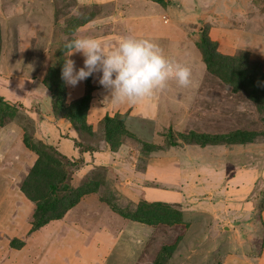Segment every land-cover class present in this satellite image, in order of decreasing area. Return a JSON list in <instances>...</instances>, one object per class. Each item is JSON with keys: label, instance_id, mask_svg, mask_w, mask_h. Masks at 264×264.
I'll list each match as a JSON object with an SVG mask.
<instances>
[{"label": "rangeland", "instance_id": "obj_1", "mask_svg": "<svg viewBox=\"0 0 264 264\" xmlns=\"http://www.w3.org/2000/svg\"><path fill=\"white\" fill-rule=\"evenodd\" d=\"M174 1L175 3L172 6L176 8L177 13H180H178L177 18L168 15L167 17L174 26L176 23L179 25L181 23H191L192 31L189 35L187 34V37H189L187 41L181 39L175 41V45L169 48V52L173 53L177 50L179 53L176 54L177 56L180 54L187 56L190 53L187 60L190 57L196 59V62H192V65L195 66V74L202 73L204 69L195 42L200 40L203 31H207V29L211 40L217 41L220 48L218 49L219 52H221L220 50L228 52L229 45H232L234 50L237 49L226 55H234L239 50H246L249 52V60L260 63L261 70L264 73V0ZM106 9L108 8L89 2L80 3L79 0H0V58L4 52L5 71L8 69L17 77L23 75V77L30 78L34 74V78L39 76V78H43L50 68L58 66V62L61 61L60 58H64L65 50L63 49L69 40L76 37L97 39L95 38L98 37L97 34H92L91 31H89L90 33L81 31V22H84L85 14L104 17L108 12ZM210 29L211 31L212 29L213 31L216 30V32L212 35ZM81 57L77 68L83 66L84 57ZM170 59L175 60L174 56H171ZM177 62H181V60ZM208 74L210 80L207 91L218 92L221 95L220 101L226 100L228 103L221 117L217 116L218 113L214 115L213 123L215 125L223 123L222 127L225 128L220 132L227 134L233 131L232 128H235L236 124L231 123L234 119L243 128L238 130L254 131L259 134L253 143L242 144L241 146L239 144L236 146L207 145L201 148L198 145L181 147L183 143L178 141V146L165 148L163 152L160 151L162 153L153 155L152 153H143L141 146L128 140V146L131 147L130 167L133 168V171L134 169L136 171L133 176L129 171L117 175L111 171L110 167L90 163L88 154L91 153L89 152L91 150L87 148H93V152H97L102 148L101 142H104L103 127L100 124L92 135H86L78 132L71 123L75 136L69 137V133H67L66 137L73 143L76 153L78 152L75 157L66 155L68 152L63 153L60 147L61 152L57 150L58 147L50 145L57 150L60 156H66V159L63 160L55 155L67 172L66 182L73 187L86 183H97L99 192L91 193V195L98 197L105 189L109 190L116 197L115 203L123 209L133 211L141 201L154 202L148 201L146 197L151 196L146 193L155 194L159 189H162L163 192H167L165 189H174V192L181 190L179 187L161 186L160 183L155 181L158 176L157 174H155L156 176L153 175L155 169H151L150 162L158 157H160L159 160H164H161V164H157L158 166L172 169L175 162H177L180 172L182 171L183 177H185V183L189 185V188L185 189L188 193L186 199L189 201V206H186L188 203L186 205L183 203L182 206L181 204L171 205L173 207L171 209L181 212L180 223H175L176 226L174 227H171L173 225L163 224L147 226L128 220L129 222L125 227L127 233L122 236L129 235V243L124 245L121 252L124 237H120L119 242L117 241L115 244V249L109 253L110 256L105 264H153L155 259H157L156 261L161 259L162 262L164 257H159L162 248L166 246H173V249L170 258L166 259L164 264H219L218 258H221L223 254L226 255L236 250L238 254L244 252L249 255L253 251H259L263 246L264 223L261 219V212L264 209V179L257 177L255 181L252 192L258 195L254 197L256 201L254 202L253 211L247 212V218L240 220L238 224H241V226L237 227V234L234 232H226L225 234L224 231H220L214 235L211 232L212 229H210L215 221L212 218L213 212L209 208L206 209V206L210 204L207 189L212 187V182L199 184L200 181L197 180V177L203 180L218 181L219 172L230 170L229 168L233 170L240 167L264 169V98H259L257 109L256 104L250 101L242 90L233 92L230 86L224 84L209 72ZM171 82H174V80L168 81V83ZM79 85L80 83L76 86ZM81 88L83 89V87ZM194 90L206 91L204 85H200ZM0 98L3 99V97ZM36 100L39 109L36 110L37 115L44 117L50 111L49 104L51 101L50 95L43 85L39 88ZM211 102L213 101L211 100ZM213 110L217 111L219 108H211L208 111L213 112ZM33 111L34 108L32 107L26 109L20 104H9V101L4 99L0 101V126L7 134L3 139H0V157L2 159L6 157L4 166L9 167V171L13 173L18 171V167H25L19 161L18 163L15 161L13 152L10 156H6L7 149L13 146L12 142L17 139L16 133L12 131L15 128L14 126H17L18 130L20 129L22 136L24 132H27L34 142L40 141L44 145H49V141L46 140L45 143L36 137V126L33 119L28 115L29 112L34 113ZM53 115L58 116L54 113ZM127 128L142 138L143 142L160 146L166 144V134L168 132L163 131L165 133H163V138L161 135L153 134L152 126H144L143 123H138L133 118L130 120L128 118ZM206 128L203 127V129ZM176 134L173 133V137L178 139ZM16 142L18 145L19 141ZM105 146L107 147V144ZM17 148L19 147L17 146ZM67 149L71 150L69 144ZM13 150L17 152L14 147ZM10 166L13 169H10ZM152 166L155 168L156 165ZM2 171L6 170L0 166V172ZM13 175V178L11 177L12 182H18L20 178L17 174ZM196 175L195 182L202 186L206 192L201 191L199 193L197 188L193 189L195 186L192 184V177ZM220 179V182H224L223 178ZM113 183L119 188L124 187L125 184L128 186L126 192H124L126 194L122 193L118 201L115 193L118 189ZM137 187L138 189H136ZM195 191L196 196H194ZM111 194H107L105 197L109 198ZM248 199L250 200V197ZM23 202L30 203L26 199ZM107 208L112 212L109 206ZM90 210L93 211L91 208ZM100 212L102 213V211ZM247 213L244 212V215ZM73 214H82L74 216L73 219L109 218V215H105L106 213H102L104 216H94L93 213L84 214L83 208L70 213V215ZM111 216L124 219L116 213ZM70 219L72 218L70 217ZM248 219L251 221L249 222ZM107 220L109 222L106 226L109 228L116 226L117 223H113V220ZM218 239L223 243L219 242Z\"/></svg>", "mask_w": 264, "mask_h": 264}, {"label": "crops", "instance_id": "obj_2", "mask_svg": "<svg viewBox=\"0 0 264 264\" xmlns=\"http://www.w3.org/2000/svg\"><path fill=\"white\" fill-rule=\"evenodd\" d=\"M79 1L80 3L89 2L108 8L106 9L108 10L106 12L107 15L104 17H94L95 15L93 14L89 22L81 26V31L88 33L91 31L92 34H97L98 37L95 38L101 43L105 51L115 49L122 37L133 36L136 38H148L160 46L167 58L170 59L171 56H174L175 61L181 60L180 63L190 69L189 85L181 87L174 80V82L168 83L164 90L157 91L152 96L140 99L135 103H129L127 101L121 103L110 102V94L98 83L99 74L94 73L92 76H89L88 78L93 86V91L86 113V123L91 127L92 132L98 128L104 116L108 115L113 117L114 115L125 114V127L127 131L142 141V138L127 128L128 118L129 120L133 118L138 123H143L144 126H152L153 134L161 135L163 138L168 130L181 134H188L189 132L212 135L225 134L224 132H220V130L225 128L222 127L223 123L215 125L213 123V117L217 113V116L221 117L228 103L226 100L220 101L219 98L221 95L218 92L207 91L210 77L203 62L202 68L204 69L202 73L195 74V66L192 65V62H196V59L190 57L187 60L190 53L187 56L184 54V56L181 54L177 56V50L173 51V53L169 52V48L175 45V41L177 42L180 39L187 41L189 38L187 34L189 35L192 31L191 23H181V25L176 23L174 26L167 17L168 15L177 18L178 13H180H177L176 8L172 6L175 3L174 0H169L165 6L150 0ZM89 25L91 26L89 27ZM215 32L216 30L213 31L212 29L211 31L210 29L212 35ZM171 44L173 45L171 46ZM229 47L231 49L229 48L228 52L220 50L222 54H230L234 50L232 45H229ZM218 49H220L219 45ZM198 54L200 55V53ZM81 56L77 52L73 53L69 58L74 60L75 66L78 67L80 64L79 61L82 58ZM4 63L3 52V56L0 58V97L9 101V104H20L26 109L34 108V113L29 112L28 115L33 119L36 126L37 139L45 143L46 140L49 141V145L58 147L57 150L59 152L62 151L65 153L67 151L68 154L65 153L66 155H72V157L77 156L78 152L76 153L73 143L66 137L67 133H69V137L75 136L71 123L65 118L54 116L51 103L49 104V113L44 117L40 116L41 118L37 115L36 110L39 109L36 98L39 93V88L42 87L43 78H39L40 76L34 78V74L31 76L32 78H26L23 75H19L18 77L14 76L8 69L5 71L4 68L6 65ZM79 83L80 85L75 87L65 85L67 90L65 97L66 104L71 103L83 95L85 80ZM200 85H204L206 91L199 92L194 90ZM216 107L219 110H213V112L208 111ZM237 122L234 119L231 121V123L237 125H235L234 129L232 128L233 131L242 128ZM14 127L12 131L16 133L17 139L12 142L13 146L7 149L6 156H10L11 152H13L15 161L17 163L19 161L25 167H18V173H13L9 171V167L4 166L6 157L4 159L0 157V166L6 170L0 172V264H105L110 256L109 253L115 249L117 241L119 242L118 239L124 237L122 235L127 233L125 227L129 221L113 218L111 215L114 213L110 212L107 206L100 202L95 195L90 194L84 196L61 219L50 221L29 234L35 205L23 195L20 191V186L37 157L24 146L22 134L19 131L20 129L18 130L17 126ZM203 127L207 128L203 129ZM5 135H7L5 130L0 126V139H3ZM17 140L19 141L18 145ZM127 141L115 153L109 152L108 147L105 146L106 144L101 142V151L99 150L88 154L90 163H93V165H102L107 168L110 167L111 171L117 175L127 173L128 171L132 176L135 175V169L133 171V168L130 167L131 147L129 148ZM68 144L72 151L67 149ZM185 145L183 143L181 147ZM241 145L239 144V146ZM13 147L17 152H14ZM162 152H154L152 154ZM159 159L160 157L150 162L151 169H155L153 175L156 176L155 174H157L158 176L155 181L160 183L161 186L164 185L171 188L179 187L181 190L174 192V189H165L167 192H163L162 189H159L155 194L146 193L148 196H151L146 198L148 201H163L170 205L181 204L182 206L183 203L186 205L189 201L186 199L188 193L185 189H188L189 185L185 183V177H183L182 171L180 172L177 166L178 163L175 162L174 168L171 169L158 166L157 164H161L162 160ZM152 165H156L155 168ZM10 169H13V167L10 166ZM229 169L219 172L218 181L203 180L197 177V175L192 177V184L195 186L193 189L197 188L199 193L201 191L206 192L199 184L212 182V187L207 189L210 204L206 206V209L209 208L213 212L212 218L215 221L213 222L212 228L210 226V229H212L211 232L214 235L220 231H224L225 234L226 232H234L237 234V227L241 226V224H238L240 220L242 221L243 218H247V212L250 213L253 211L254 202L256 201L254 197L258 195L252 192L255 181L257 177L264 179V169H258L259 171L255 168L248 169L246 167H240L234 170L232 168ZM13 174H17L20 178L18 182H12L11 177L13 178ZM196 177L200 181L199 184L195 182ZM220 178H223L224 182H220ZM113 185L116 184L113 183ZM127 187L126 184L122 188L117 187L118 191H115L117 201L120 199L122 193L126 192ZM195 194H197L196 191L194 196H196ZM249 197L250 200L248 199ZM25 199L30 203L26 204L23 202ZM186 206H189V203ZM79 208H83L84 214L93 213L94 216H104L102 213H106L105 215H109V218L92 217L93 219H73L74 216L82 215H70V213L79 211ZM244 212L247 214L244 215ZM107 219L113 220L112 222L118 225L116 224L115 227L109 228L106 226L107 222H109ZM261 219L264 223V209L261 212ZM248 220L249 222L251 221L250 219ZM81 221L82 223H80ZM174 226L176 225L171 227ZM12 240H19L23 245L20 248L12 247L10 245ZM122 241L121 252L124 249V245L130 241L129 235L126 234ZM218 241L223 243L220 239ZM218 259L219 264H264V243L259 251H253L249 255L244 252L238 254L234 250L232 253L223 254Z\"/></svg>", "mask_w": 264, "mask_h": 264}, {"label": "trees", "instance_id": "obj_3", "mask_svg": "<svg viewBox=\"0 0 264 264\" xmlns=\"http://www.w3.org/2000/svg\"><path fill=\"white\" fill-rule=\"evenodd\" d=\"M162 6L167 5L169 0H150ZM91 14L84 15V22L81 26L89 22ZM207 31H203L201 38L195 42V46L201 55V59L207 72L216 76L221 82L230 86L233 92L242 90L246 97L256 104L258 109L259 98H264V73L260 63L249 60V52L239 50L234 55H224L218 51L217 41L211 40ZM64 58H60L58 66L50 68L43 77L42 85L51 96V108L55 115L67 119L73 124L78 132L92 135V129L86 123V113L92 98L93 86L90 79H85L84 93L81 97L69 104L65 103L66 87L61 79V69L68 54L65 48ZM0 101H3L0 98ZM6 103V102H5ZM1 125V123H0ZM103 127V141L107 144L109 152H117L126 140L137 143L143 149V153H154L163 151L165 148L178 146V141L186 145H235L253 143L259 136L257 132L235 130L227 134H206L189 132L188 134L177 133L178 139L173 137V132L168 130L166 134V144L163 146L143 142L135 135L128 132L125 127V114L108 115L100 121ZM22 142L24 146L36 155V161L29 170L25 179L22 181L20 191L32 203L35 208L32 214L31 228L29 234L39 229L53 220L61 219L67 211L72 209L86 195L98 193L97 183H86L77 187L71 186L67 181V172L61 162L55 157L58 156L65 160V156H60L57 150L50 145L42 142H34L27 132L23 133ZM93 152V148L89 149ZM98 195L100 202L105 203L113 213L120 217L147 226L158 224L175 225L181 222V212L173 210L169 203L164 202H145L141 201L136 208L131 211L118 207L115 203L116 197L106 190ZM111 194L109 198L105 197ZM174 216V217H173ZM10 245L20 248L23 243L19 240H12ZM173 246L163 247L161 259L154 260L153 264H164L170 258ZM163 251V252H162Z\"/></svg>", "mask_w": 264, "mask_h": 264}, {"label": "clouds", "instance_id": "obj_4", "mask_svg": "<svg viewBox=\"0 0 264 264\" xmlns=\"http://www.w3.org/2000/svg\"><path fill=\"white\" fill-rule=\"evenodd\" d=\"M68 55L61 69V79L75 87L94 73L98 83L110 94V102L135 103L164 90L169 80L185 87L190 83V69L167 58L160 46L148 38L122 37L113 50L105 51L90 37H76L65 44ZM80 53L83 66L77 68L69 57Z\"/></svg>", "mask_w": 264, "mask_h": 264}]
</instances>
